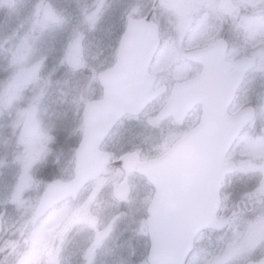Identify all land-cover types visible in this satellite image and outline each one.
I'll return each mask as SVG.
<instances>
[{"label":"clouds","instance_id":"9594fccd","mask_svg":"<svg viewBox=\"0 0 264 264\" xmlns=\"http://www.w3.org/2000/svg\"><path fill=\"white\" fill-rule=\"evenodd\" d=\"M0 264H264V0H0Z\"/></svg>","mask_w":264,"mask_h":264},{"label":"water","instance_id":"95a60500","mask_svg":"<svg viewBox=\"0 0 264 264\" xmlns=\"http://www.w3.org/2000/svg\"><path fill=\"white\" fill-rule=\"evenodd\" d=\"M166 243V237L162 235V244Z\"/></svg>","mask_w":264,"mask_h":264}]
</instances>
